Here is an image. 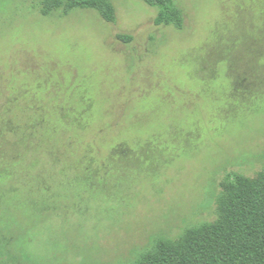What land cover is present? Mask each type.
Wrapping results in <instances>:
<instances>
[{"label": "rangeland", "instance_id": "rangeland-1", "mask_svg": "<svg viewBox=\"0 0 264 264\" xmlns=\"http://www.w3.org/2000/svg\"><path fill=\"white\" fill-rule=\"evenodd\" d=\"M112 1L0 0V264H130L264 168V0Z\"/></svg>", "mask_w": 264, "mask_h": 264}, {"label": "trees", "instance_id": "trees-1", "mask_svg": "<svg viewBox=\"0 0 264 264\" xmlns=\"http://www.w3.org/2000/svg\"><path fill=\"white\" fill-rule=\"evenodd\" d=\"M142 1L156 8V26L182 28L183 15L173 0ZM74 9L115 20L112 0H40L43 16ZM220 188L212 222L184 228L174 238L155 237L130 264H264V168L253 177L238 174Z\"/></svg>", "mask_w": 264, "mask_h": 264}]
</instances>
